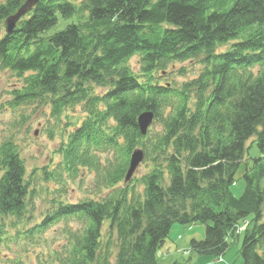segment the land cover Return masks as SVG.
Instances as JSON below:
<instances>
[{"label": "trees", "instance_id": "16d2710c", "mask_svg": "<svg viewBox=\"0 0 264 264\" xmlns=\"http://www.w3.org/2000/svg\"><path fill=\"white\" fill-rule=\"evenodd\" d=\"M25 1L0 0V69L19 81L10 102L48 106L55 118L75 106L83 113L68 122L53 170L42 169L58 188L23 236L60 220L80 226L65 230L56 261L39 264H164L157 252L183 238L195 261L221 262L239 242V264H264V155L249 154L264 151V0H39L6 31ZM184 61L198 72L166 81L168 66ZM137 149L146 170L128 177ZM83 169L99 194L65 201L67 180ZM35 174L12 139L0 143V243L5 219H27L37 188L47 194ZM175 224H202L204 236Z\"/></svg>", "mask_w": 264, "mask_h": 264}, {"label": "rangeland", "instance_id": "374dc122", "mask_svg": "<svg viewBox=\"0 0 264 264\" xmlns=\"http://www.w3.org/2000/svg\"><path fill=\"white\" fill-rule=\"evenodd\" d=\"M67 21L60 22L57 27H62ZM223 47L222 49H224ZM130 65L133 69L137 68L136 58L130 60ZM171 70L166 74V81L181 83L187 78L195 75L200 65L195 61L176 62L174 67L168 66ZM183 68L184 74H179L178 69ZM19 85L18 78L10 71L0 69V143L8 138L12 139L16 143L20 155L24 160L27 173H30L32 169H36L34 175L35 185L47 190V194L41 189L37 188L33 197V202L26 211L27 219H15L14 217L5 219L6 233L5 240L0 243V264H39L37 257L45 260H54V252L59 254L64 253V244H67V237L65 230H76L79 228V223L72 220H60L44 230L36 233L32 240L25 239L23 234L25 228H29V220L38 221L41 218V213L45 212L47 205L50 203V197L58 188L56 181L48 182L42 178V169L52 171L54 165L59 161V153L57 148L60 145L61 136L72 128L69 121L73 122V118L76 116H83L79 106L66 109L60 116V118L52 117L50 114V107L41 106L37 107L33 104H21L13 105L10 92ZM72 124V123H71ZM153 127V126H152ZM63 134V135H62ZM251 156L264 155V151L260 152L255 146L249 149ZM253 161H248V166H251ZM146 170V164L143 160L138 164L135 175H139ZM244 171V164H241L236 173V185L232 187V191L235 195H239L243 189V181L240 179ZM66 193L63 195L65 201L74 203L82 198L93 196L94 193L99 194L97 186L95 185V173L87 170H82L81 173L76 176L75 179L67 180ZM105 192V190H103ZM15 220V225L12 223ZM180 226L179 230L182 234L187 236L195 234L198 238H202L201 230H204L202 224L192 225L189 229L188 226ZM20 235L19 240L15 242L13 233ZM174 232V230H171ZM195 231V232H194ZM3 232V233H4ZM76 232V231H74ZM179 233H173V238L178 239ZM176 241V240H175ZM186 239L183 238L180 241L172 242L167 241V245L157 252V258L159 262L164 264H171L178 262L179 264H193L195 262V256L197 255L193 251L188 250V242L185 245ZM239 242H233L229 250L225 253L223 261H214L210 257H202L204 261L200 264H223L229 262L231 264L241 263V258L237 253V247ZM188 250V251H187ZM53 251V252H52ZM13 260V261H11ZM112 263V261H111ZM42 264V263H41Z\"/></svg>", "mask_w": 264, "mask_h": 264}, {"label": "water", "instance_id": "95a60500", "mask_svg": "<svg viewBox=\"0 0 264 264\" xmlns=\"http://www.w3.org/2000/svg\"><path fill=\"white\" fill-rule=\"evenodd\" d=\"M39 0H26L24 5L13 15H11L7 20H6V31H10L14 25L17 19L28 9L33 7ZM152 120V114L151 113H142L138 117V125L141 130L142 134H145L147 127L149 126L150 122ZM142 159V154L140 150H135L132 155H131V160H130V166L128 170L127 176L130 177L134 169L137 167L138 163Z\"/></svg>", "mask_w": 264, "mask_h": 264}, {"label": "crops", "instance_id": "0c3cea01", "mask_svg": "<svg viewBox=\"0 0 264 264\" xmlns=\"http://www.w3.org/2000/svg\"><path fill=\"white\" fill-rule=\"evenodd\" d=\"M175 228H177V227H175ZM178 231H179V229H177ZM201 232H202V230H201ZM173 235V234H172ZM173 237V236H172ZM167 245V244H166ZM214 261H217V259H213ZM201 261H204V260H198L197 258H196V261L193 263V264H200L201 263ZM219 261V260H218ZM211 262H208V264H210Z\"/></svg>", "mask_w": 264, "mask_h": 264}]
</instances>
